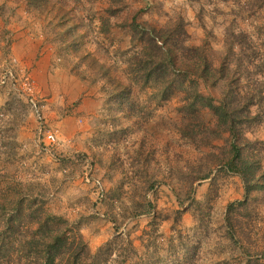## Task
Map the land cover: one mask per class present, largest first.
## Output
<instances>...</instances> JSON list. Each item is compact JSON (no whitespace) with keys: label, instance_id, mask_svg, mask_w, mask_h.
<instances>
[{"label":"rangeland","instance_id":"374dc122","mask_svg":"<svg viewBox=\"0 0 264 264\" xmlns=\"http://www.w3.org/2000/svg\"><path fill=\"white\" fill-rule=\"evenodd\" d=\"M127 1L129 7L120 20H130L138 14L141 21L160 26L168 20L183 18L189 42H207L214 52L223 50L227 31L244 32L258 53L256 63L264 60V20L261 14H241L238 1ZM1 5H6L8 11L5 16L0 14V78L7 64H11L18 84L25 77L32 79L47 128L56 133L58 143L50 154L44 152L37 142L38 121L27 101L10 85H0V173L13 174L25 183L36 181L46 185L51 210L72 222H80L81 232L93 252L111 240L118 227L120 232L131 234L139 255L145 254L149 264H264V194L250 202L247 209L235 206L233 230L226 222L229 205L245 199L239 176L229 173L223 165L213 164L211 178L194 185L191 197L196 205L191 208V201L183 206L179 203L178 195L188 188L178 173L196 168L205 153H219L226 145L225 138L209 148H198L182 139L176 128L182 119L177 111L179 96L156 103L149 100L148 91L135 89L132 97L136 110L118 113L110 109L100 86L87 85L61 68L58 55L51 73L21 71L18 60L7 48L12 30L42 39L45 51L56 50L45 30L43 16L29 12L27 0H0ZM99 23L96 20L93 24ZM95 33L96 30L92 40L97 38L111 53L130 47L127 28H114L109 35ZM113 61L118 72H122L125 65L121 59L116 57ZM249 67L254 69V65ZM232 68H237L235 60ZM239 75L245 81L248 73ZM252 76L264 80V73ZM203 91L218 96L221 86L211 89L203 85ZM205 116L207 121L215 122L212 114ZM249 137L264 141V123L256 126ZM89 171L106 189V200L100 206L95 203L92 185L84 180ZM136 172L142 185L148 172L156 180L154 188L145 194L140 189L132 190L130 179L137 176ZM115 194L118 200L111 199ZM133 200L150 202L152 213L126 217L128 210L123 205L131 207ZM174 226L181 230L182 237L171 245ZM154 227L159 230L156 236L152 233ZM145 231L149 247L142 246L138 239Z\"/></svg>","mask_w":264,"mask_h":264},{"label":"trees","instance_id":"16d2710c","mask_svg":"<svg viewBox=\"0 0 264 264\" xmlns=\"http://www.w3.org/2000/svg\"><path fill=\"white\" fill-rule=\"evenodd\" d=\"M234 1H238L244 16L261 14L264 20V0ZM128 7L127 0H27L28 11L43 16L45 30L61 60L59 66L87 85L100 86L110 109L118 113L135 111V89L148 91L149 100L156 103L179 96L177 111L182 119L176 128L182 139L198 148H209L225 138L226 145L219 153H205L196 168L178 173L188 188L178 199L181 206L191 201L192 208L196 205L191 197L194 185L211 178L213 164L225 166L241 178L245 191L243 201L228 207L226 222L233 230L235 206L247 209L264 194V141L249 137L264 123V80L252 78L253 74L264 73V60L256 63L258 53L244 32L227 31L223 50L214 52L207 42H189L183 18L160 26L141 21L138 14L120 20ZM7 9L1 5L0 14L5 16ZM96 20L99 26L93 24ZM114 28L130 31L127 51L111 53L97 38L92 40L95 30V34L109 35ZM7 43L9 49L11 42ZM116 57L125 65L122 72L113 61ZM234 60L237 68L233 70ZM239 73H248L245 81ZM203 85L211 89L221 86V91L218 96L205 94ZM207 113L215 117L214 123L207 121ZM145 174V185L140 174L131 177L132 190L140 189L145 194L154 188L156 180ZM111 199L118 200L117 195ZM50 201L46 185L25 183L13 174L0 173V264H149L145 254L139 255L131 234L120 232L118 227L116 235L93 252L81 232L82 224L53 212ZM151 207L150 202L134 200L131 207L123 205L129 211L126 217L150 214ZM153 225L157 226L156 222ZM172 230L171 245L182 237L176 226ZM152 233L159 234L157 227ZM147 235L145 231L138 237L144 247H149ZM261 256L264 258V250Z\"/></svg>","mask_w":264,"mask_h":264},{"label":"built area","instance_id":"2783aa9c","mask_svg":"<svg viewBox=\"0 0 264 264\" xmlns=\"http://www.w3.org/2000/svg\"><path fill=\"white\" fill-rule=\"evenodd\" d=\"M18 81L14 67L11 64H7L4 73L0 78V85H10L13 91L25 98L31 112L38 121L37 142L44 152L50 154L52 148L58 143V137L53 130L47 128L42 113L43 106L36 95L34 82L30 77H25L20 84H18ZM84 180L86 183L91 184L94 189L96 205H102L106 198V190L102 181L95 178L91 171L85 175Z\"/></svg>","mask_w":264,"mask_h":264},{"label":"crops","instance_id":"0c3cea01","mask_svg":"<svg viewBox=\"0 0 264 264\" xmlns=\"http://www.w3.org/2000/svg\"><path fill=\"white\" fill-rule=\"evenodd\" d=\"M15 32L16 30L11 31L10 53L18 60L20 70H31L32 73H51L56 57L54 51H45L42 39L32 37L33 34L31 36L24 31L16 34Z\"/></svg>","mask_w":264,"mask_h":264}]
</instances>
